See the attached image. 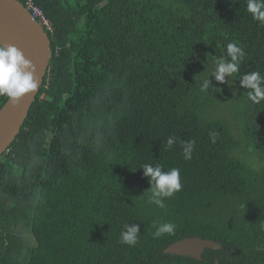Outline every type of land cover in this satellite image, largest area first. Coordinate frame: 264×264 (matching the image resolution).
Returning a JSON list of instances; mask_svg holds the SVG:
<instances>
[{
    "label": "trees",
    "instance_id": "trees-1",
    "mask_svg": "<svg viewBox=\"0 0 264 264\" xmlns=\"http://www.w3.org/2000/svg\"><path fill=\"white\" fill-rule=\"evenodd\" d=\"M39 3L51 57L0 156V264H264V100L240 84L264 75V25L247 0ZM229 43L245 52L239 72L201 91ZM145 163L180 170L164 208L148 203ZM153 222L175 232L155 239ZM129 223L134 246L121 243ZM190 236L219 247L163 252Z\"/></svg>",
    "mask_w": 264,
    "mask_h": 264
},
{
    "label": "clouds",
    "instance_id": "clouds-1",
    "mask_svg": "<svg viewBox=\"0 0 264 264\" xmlns=\"http://www.w3.org/2000/svg\"><path fill=\"white\" fill-rule=\"evenodd\" d=\"M23 3V2H22ZM246 11L252 15L253 20L264 25V0H247ZM227 58L219 57L215 60V68L212 73L201 82V91L209 90L212 85L209 77H214L220 84H229L226 77H233L240 69V63L245 56L244 50L236 43H229L226 46ZM40 83L36 75V66L25 58L23 52L14 45L0 44V96H7L10 102L18 103L25 94L33 93L37 90ZM241 87L248 89V97L255 103L264 100V75L258 71L247 72L240 79ZM214 136V134H210ZM175 143V138L170 137L167 140V146L171 148ZM194 141H185L182 143L183 157L185 160L191 159L194 150ZM140 168L143 169L144 176L149 179L150 192L148 203L155 204L164 208L165 198L172 197L181 190L182 183L180 170L171 168L168 171L163 170L162 165H152L145 163ZM156 228L152 233L153 238L158 239L164 234H173L176 225L172 222L157 224L153 222ZM140 226L136 223H129L123 226L121 231V243L134 246L138 241ZM217 261V260H216Z\"/></svg>",
    "mask_w": 264,
    "mask_h": 264
},
{
    "label": "water",
    "instance_id": "water-1",
    "mask_svg": "<svg viewBox=\"0 0 264 264\" xmlns=\"http://www.w3.org/2000/svg\"><path fill=\"white\" fill-rule=\"evenodd\" d=\"M0 44H11L21 50L26 59L36 66L40 83L35 92L25 94L18 103L8 97L0 107V156L6 151L19 133L28 115L29 108L46 74L50 57V38L45 29L35 21L20 0H0ZM216 240L200 236L182 237L163 249L164 253H174L201 259L205 248L216 249Z\"/></svg>",
    "mask_w": 264,
    "mask_h": 264
},
{
    "label": "built area",
    "instance_id": "built-area-1",
    "mask_svg": "<svg viewBox=\"0 0 264 264\" xmlns=\"http://www.w3.org/2000/svg\"><path fill=\"white\" fill-rule=\"evenodd\" d=\"M26 9L30 12L32 18L37 21L46 32L53 31L51 20L45 14L39 0H25L23 2Z\"/></svg>",
    "mask_w": 264,
    "mask_h": 264
},
{
    "label": "rangeland",
    "instance_id": "rangeland-1",
    "mask_svg": "<svg viewBox=\"0 0 264 264\" xmlns=\"http://www.w3.org/2000/svg\"><path fill=\"white\" fill-rule=\"evenodd\" d=\"M31 243H33L32 238H31Z\"/></svg>",
    "mask_w": 264,
    "mask_h": 264
}]
</instances>
